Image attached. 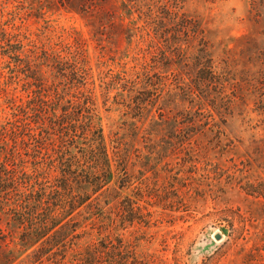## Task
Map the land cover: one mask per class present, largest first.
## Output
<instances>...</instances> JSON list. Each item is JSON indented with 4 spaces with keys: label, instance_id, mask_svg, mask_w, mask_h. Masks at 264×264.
Listing matches in <instances>:
<instances>
[{
    "label": "rangeland",
    "instance_id": "374dc122",
    "mask_svg": "<svg viewBox=\"0 0 264 264\" xmlns=\"http://www.w3.org/2000/svg\"><path fill=\"white\" fill-rule=\"evenodd\" d=\"M99 135L113 179L64 250L25 249L0 192V264H264V0H0L7 176Z\"/></svg>",
    "mask_w": 264,
    "mask_h": 264
},
{
    "label": "trees",
    "instance_id": "16d2710c",
    "mask_svg": "<svg viewBox=\"0 0 264 264\" xmlns=\"http://www.w3.org/2000/svg\"><path fill=\"white\" fill-rule=\"evenodd\" d=\"M7 46L6 49L10 52L19 51V48H14L13 44ZM59 75L64 81L73 80L70 71L66 69H62ZM62 114L67 119L71 113L65 110ZM57 127L63 126L57 124ZM65 129L66 135L75 138L77 133L87 134L93 128L78 124ZM97 138L95 142L87 144L80 153L70 150L68 154L56 156L55 161L41 164L45 171L39 173L41 178L47 177L45 185L36 186L27 181L18 182L16 178L7 176L10 170L7 166L0 165V192L13 191L19 193V196L21 192L23 193L24 204L23 206L16 204L10 208V220L14 224L24 226L19 240L25 249L38 248L53 254L67 248V238L69 235L72 238L77 228L76 224L70 223L69 220L64 224L62 221L81 209L84 203L89 206L90 203L87 204V201L93 193L100 192L103 181L106 183L112 181L114 170L106 143L102 135ZM32 158L37 157L32 156ZM128 216L133 215L128 214ZM132 218L129 217L128 220L131 221ZM64 231L67 233L65 236ZM39 243L42 247L38 246ZM97 251H93L91 256L85 258L83 264H96L95 259L99 258Z\"/></svg>",
    "mask_w": 264,
    "mask_h": 264
},
{
    "label": "water",
    "instance_id": "95a60500",
    "mask_svg": "<svg viewBox=\"0 0 264 264\" xmlns=\"http://www.w3.org/2000/svg\"><path fill=\"white\" fill-rule=\"evenodd\" d=\"M216 239H219L220 238V235L218 234V235H216V237H215Z\"/></svg>",
    "mask_w": 264,
    "mask_h": 264
}]
</instances>
